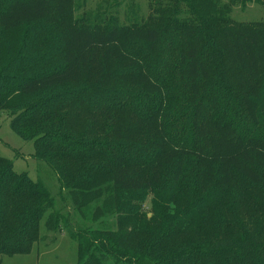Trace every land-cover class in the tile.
Returning a JSON list of instances; mask_svg holds the SVG:
<instances>
[{"label": "trees", "instance_id": "16d2710c", "mask_svg": "<svg viewBox=\"0 0 264 264\" xmlns=\"http://www.w3.org/2000/svg\"><path fill=\"white\" fill-rule=\"evenodd\" d=\"M7 1L0 0V34L53 20L60 34L61 60L58 67L41 68L31 75L26 71H33V65L18 69L21 75L17 77L10 74L12 67L0 68V114L9 113L12 129L22 139L34 142L33 157L59 174L77 208L98 199L103 187L105 191L113 189L102 208L117 215L116 230L69 229L70 237L78 243V264H218L213 259L224 255L244 258L245 264L246 259L264 251V235L255 219L221 217L215 211L217 206H208L203 212L199 207L205 202L198 201L192 205L196 213L183 216L189 229L180 237L181 225L172 215L161 211L160 228L156 215L148 218L138 204L139 192L166 184L189 183L196 193L206 190L212 194L231 187L236 176L253 186L264 182V136L243 133L230 108L209 85L211 76L198 48L196 29H179L184 47L178 53L176 70L192 113L190 140L178 145L163 119V82L134 51L140 47L146 55L154 53L168 32L166 28L79 25L74 20V0ZM186 2L194 13L203 9L200 0ZM214 42L215 51L232 74L242 109L257 125L264 99V24L219 28L211 45ZM115 79L129 88L113 92ZM70 89H77L82 97L86 94L87 103L95 107L94 114L101 117L95 138L100 140V154H82L70 135L64 134L63 122L54 116L59 108L56 100L64 99L51 95ZM69 149L75 154L67 155ZM191 160L194 172L189 177L186 165ZM1 162L0 171L9 186L6 204L17 211L13 218L18 224L24 220L12 240L16 248L28 244L30 238L37 240L39 231L30 226L31 218L42 217L52 198L40 182L33 183L26 175L15 176L11 163ZM14 219L10 225L17 224ZM212 220L219 225L211 226ZM47 221L50 224V218Z\"/></svg>", "mask_w": 264, "mask_h": 264}, {"label": "rangeland", "instance_id": "374dc122", "mask_svg": "<svg viewBox=\"0 0 264 264\" xmlns=\"http://www.w3.org/2000/svg\"><path fill=\"white\" fill-rule=\"evenodd\" d=\"M200 2L204 10L199 13H194L186 0H74L73 11L75 23L79 25L84 22L98 23L105 27L146 24L168 30L164 32L154 53L146 55L147 52L140 47L134 51L143 56L141 59L153 76L163 82L164 93L161 96V103L164 104L163 119L178 145L186 144L190 140L188 126L192 113L191 104L186 97L187 90L181 86L179 70H176L180 63L178 53L180 48L184 47V39L182 41L179 36V29L185 27L198 31V48L211 76L209 85L217 91L221 102L230 108L239 129L243 133L264 136V99L260 105L259 123L254 125L248 120L240 105L233 86L232 74L225 60L215 51L217 43L211 45L214 33L219 28L264 24V0H200ZM58 31L56 22L47 19L16 32L0 34V68L12 67L10 74L17 77L20 74L18 69H28L31 65L34 66V70L26 71V75L34 74L41 68L58 67L61 60ZM170 58L174 59L172 63H169ZM113 86V92L119 93L129 88L118 79L114 80ZM132 92L128 91L130 96L136 99L137 96ZM51 96L64 99L56 98L59 108L54 114L63 122L64 134L66 132L70 135L74 144L81 148L82 154L87 156L100 154L97 145L100 140L95 138L101 117L94 114L95 107L87 103V95L83 94L82 97L77 89H70ZM11 119L9 113L0 114V167L1 160H4L11 163V172L15 176L26 175L33 183L40 182L49 191L52 202L48 203L49 208L42 217L38 219L37 215H33L31 218L30 226L39 231L37 240L33 241L34 237L30 238L27 246L13 248L12 240L24 220L18 224L19 222L13 218L17 211L12 210L11 204H6L5 190H9V186H5L6 178L0 171L2 264H78V243L70 237L69 229L116 230L117 215L102 208L104 200L109 193H113V189L105 191L103 187L102 195L94 199L93 203L80 209L74 206L69 194L70 189L63 186L59 174L46 162L33 157L34 142L22 139L12 129ZM67 142L71 143L69 140ZM69 150L67 155L75 154V150ZM186 172L189 177L194 172L193 160L187 162ZM183 184L173 186L166 184L139 192L138 204L142 212L147 214L148 218L156 215L160 228L163 222L161 211L166 216L172 215L173 220L177 219L174 221L181 225L179 227L181 237L182 232L189 229L182 220L183 216L195 211L192 205L204 201V206H198L204 209L203 212L208 206H217L215 211L221 217L255 219L264 235V182L259 186H253L236 176L231 187L212 194L206 190L203 194L198 191L196 193L189 183ZM206 192L209 196L205 195ZM98 208H101L100 213L95 216ZM114 208L113 205L111 210ZM202 215L201 212L200 216ZM49 218L50 224L47 221ZM12 219L17 224L10 225ZM217 225L218 221L212 220L211 226ZM244 260L232 255L213 259L218 264L233 261L243 264ZM246 260L249 261H245V264H264V251ZM108 264L113 263L109 261Z\"/></svg>", "mask_w": 264, "mask_h": 264}]
</instances>
